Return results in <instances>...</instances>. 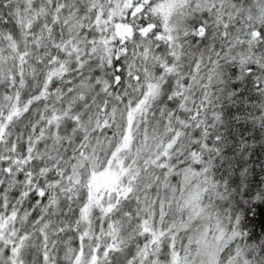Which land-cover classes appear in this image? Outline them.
<instances>
[{"label":"snow or ice","instance_id":"6c2138e0","mask_svg":"<svg viewBox=\"0 0 264 264\" xmlns=\"http://www.w3.org/2000/svg\"><path fill=\"white\" fill-rule=\"evenodd\" d=\"M225 103L264 127V0H0V264H264Z\"/></svg>","mask_w":264,"mask_h":264},{"label":"trees","instance_id":"16d2710c","mask_svg":"<svg viewBox=\"0 0 264 264\" xmlns=\"http://www.w3.org/2000/svg\"><path fill=\"white\" fill-rule=\"evenodd\" d=\"M241 107L248 105H224V124L220 129L224 143L213 174L218 182L229 183L233 195L239 191L238 199L244 202L245 208H252L247 213L250 226L260 230L264 226V201H252V197L264 192V127L253 120L234 119ZM241 169L247 170L243 180Z\"/></svg>","mask_w":264,"mask_h":264}]
</instances>
